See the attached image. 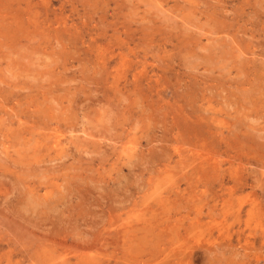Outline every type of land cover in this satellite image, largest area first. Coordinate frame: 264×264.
I'll use <instances>...</instances> for the list:
<instances>
[{"label": "rangeland", "instance_id": "rangeland-1", "mask_svg": "<svg viewBox=\"0 0 264 264\" xmlns=\"http://www.w3.org/2000/svg\"><path fill=\"white\" fill-rule=\"evenodd\" d=\"M0 264H264V0H0Z\"/></svg>", "mask_w": 264, "mask_h": 264}]
</instances>
